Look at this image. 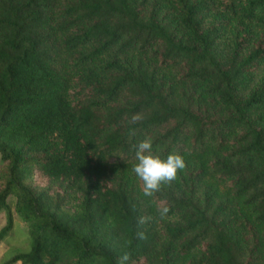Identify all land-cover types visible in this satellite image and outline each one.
I'll use <instances>...</instances> for the list:
<instances>
[{
    "label": "trees",
    "instance_id": "1",
    "mask_svg": "<svg viewBox=\"0 0 264 264\" xmlns=\"http://www.w3.org/2000/svg\"><path fill=\"white\" fill-rule=\"evenodd\" d=\"M0 212V264H264V0H0Z\"/></svg>",
    "mask_w": 264,
    "mask_h": 264
},
{
    "label": "clouds",
    "instance_id": "2",
    "mask_svg": "<svg viewBox=\"0 0 264 264\" xmlns=\"http://www.w3.org/2000/svg\"><path fill=\"white\" fill-rule=\"evenodd\" d=\"M142 119L141 114H136L131 118L135 123ZM153 142L150 138H145L136 145L137 163L133 166L132 171L142 182V192L145 196L151 197L159 192L163 185H170L178 178V173L186 167V162L180 154H169L166 159L153 154ZM167 213L163 209L161 215ZM145 218L141 217L138 223L143 224ZM143 237L142 233H139ZM127 259V257H124ZM123 264V261H122Z\"/></svg>",
    "mask_w": 264,
    "mask_h": 264
},
{
    "label": "rangeland",
    "instance_id": "3",
    "mask_svg": "<svg viewBox=\"0 0 264 264\" xmlns=\"http://www.w3.org/2000/svg\"><path fill=\"white\" fill-rule=\"evenodd\" d=\"M171 71H168V74L171 75ZM139 190L142 191V182L137 179ZM13 197H9L7 199V202L9 205L13 204ZM4 214L0 212V227L4 224ZM24 225L21 222H15L13 230L11 234L8 235L6 240L3 242H0V260L3 257H8L10 255V251L14 248L17 247V250H23L25 248L24 240H26L27 235L25 234L24 230L22 229ZM17 264V263H15Z\"/></svg>",
    "mask_w": 264,
    "mask_h": 264
}]
</instances>
